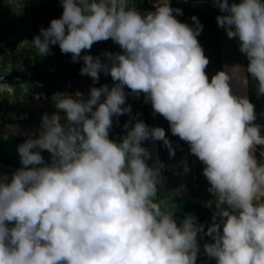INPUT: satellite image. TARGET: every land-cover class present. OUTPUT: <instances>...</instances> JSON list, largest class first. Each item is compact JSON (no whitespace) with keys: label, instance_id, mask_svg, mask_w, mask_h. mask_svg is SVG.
I'll list each match as a JSON object with an SVG mask.
<instances>
[{"label":"clouds","instance_id":"clouds-1","mask_svg":"<svg viewBox=\"0 0 264 264\" xmlns=\"http://www.w3.org/2000/svg\"><path fill=\"white\" fill-rule=\"evenodd\" d=\"M61 4L62 16L31 41L39 56L58 45L73 62L83 60L81 75L95 83L104 72L114 83L92 87L87 100L80 92L53 94L57 112L44 114L38 133L17 147L22 167L10 178L0 173V264H196L205 225L192 214L177 222L173 198L183 185L160 195L165 165L157 158L149 166L152 153L142 146L163 141L174 156L165 130L129 119L120 142L109 138L112 118L132 112L125 86L136 97L144 93L205 166L215 197L204 233L213 242L203 245L205 254L216 264H264V162L255 155L264 137L253 123L255 106L233 94L231 81L243 69L219 71L209 81V59L197 39L203 25L196 16L194 27L178 21L173 13L182 9L170 0H155L146 12L136 0ZM213 4L227 13L217 24L229 39L238 38L246 72L264 95V0ZM109 39L122 53L104 52L105 61L81 56Z\"/></svg>","mask_w":264,"mask_h":264},{"label":"rangeland","instance_id":"rangeland-1","mask_svg":"<svg viewBox=\"0 0 264 264\" xmlns=\"http://www.w3.org/2000/svg\"><path fill=\"white\" fill-rule=\"evenodd\" d=\"M237 1L239 2V0ZM154 3L155 0H136V7L144 12L153 11ZM21 4H23L22 7ZM170 6L174 9H182V15L173 13L181 23L194 27L191 17L196 16L203 25L197 39L204 55L209 59V64L205 69L209 81L217 72H227L239 65L244 71H240L239 80L231 81L233 94L246 95L255 106L256 120L264 119V95L257 94L258 81L246 72L245 54L239 50L240 42L238 38L229 39L225 30L217 24L216 17L227 13L220 12L213 3L200 2L191 7L187 0H170ZM213 22H215L214 27H212ZM49 23V20L36 22L30 20L27 0H0V76L15 75L12 82L0 80V173L7 174L9 178L16 169L22 167L17 152L18 145L22 144L29 136L38 133L44 114L52 115L57 112L51 99L53 94L74 95L76 92H80L82 99L87 100L92 87L99 88L101 85H107L111 88L110 85L114 83L111 75L104 72L99 73V81L95 83L89 76L81 75L82 59L73 62L72 59L57 60L53 58V45H50L48 55L40 57L31 41L34 36L40 34V29L47 28ZM104 52L122 53V49L109 39L94 43L91 50L83 51L81 56L85 54L93 57L100 56L101 60L105 61ZM69 56L71 57V54ZM35 65H38L40 70L53 73L50 77L45 78V84L49 87V95L40 94V84L36 81H27L23 78L24 75L35 74ZM74 67L81 76L78 79L63 74L54 75L55 71L63 73V71ZM124 89L128 88L125 86ZM125 95L126 105H131V115L125 114L112 118L113 126L109 131V138L120 142L121 138L126 135L123 125L129 119H132L133 123L136 120L145 122L142 106L146 104L149 126L161 127L165 132H169V134L166 133V137L175 150V155L170 156L168 148L165 147V172H162L164 188L160 195H170L183 185V190L173 198L177 205L175 219L179 223L185 215L192 214L196 217L197 223L205 225L204 232L198 233L197 237L200 250L196 264H216V260L209 258L203 249L205 243L213 242L211 237L204 233L211 225L212 215L215 211V197L208 191L210 184L203 175L205 166L198 157L191 154L187 142L172 135L169 124L165 127L164 124L157 121V115L154 114L150 102L136 104V100L133 101L127 94ZM137 113L140 115L137 116ZM60 115L61 118H66L64 113L61 112ZM5 134L8 135L7 140L2 138ZM260 135L264 137V133H260ZM146 146L153 156V159L148 160L149 166H152L158 158L159 146L156 141L151 140L146 141ZM263 148L264 146L258 145L255 149L256 158L262 162L264 160L257 149ZM41 155L45 162H50V154L46 150L41 151ZM183 162H186L190 169L187 173L183 171Z\"/></svg>","mask_w":264,"mask_h":264},{"label":"trees","instance_id":"trees-1","mask_svg":"<svg viewBox=\"0 0 264 264\" xmlns=\"http://www.w3.org/2000/svg\"><path fill=\"white\" fill-rule=\"evenodd\" d=\"M27 2H28L29 17H30V20L33 22L43 21V20L51 21L52 19H58L62 16L63 7L61 4V0H27ZM187 2L190 4L191 7H193L194 4L200 3V2L213 3V0H187ZM233 2H238V1L237 0H229V4H231ZM205 24H207V23H205ZM214 26H215V22L212 23V27H214ZM53 47H54L53 58L59 60L61 58L70 57L69 56L70 53L69 54H63L58 45H53ZM244 62H245L246 68H247L248 60H247L246 56H245ZM34 68L36 69L34 75H32V76L24 75L23 78L27 81H31V80L36 81L38 84H40V90H41L40 94L45 93V95H49V93H48L49 87H48V85L45 84V78L50 77V75L53 73H49L48 71L40 70L38 65H35ZM62 74L65 76H68L70 78H74V79H78L81 77L80 74L75 70V67L69 69L68 71H63V73H60L57 71H55V73H54V75H59V76ZM83 76H86V75H83ZM11 77H12V81H13L15 75H11ZM126 94L128 96L133 95L136 97L135 94L131 93L130 89H126ZM138 98L143 99L144 102L146 103V97H145L144 93H140ZM145 106H146V104H144V106H142V108L144 109L143 115H144L145 123L149 126V116H148V111H147ZM156 115H157V121L164 124L165 127L169 124V122L163 116H161L159 114H156ZM260 120H264V119H260ZM64 122H66V118L65 119L61 118V123H64ZM166 133L169 134V132H167V131L165 132V134ZM109 137H110V133H109ZM156 142L158 143V146H159L158 159L160 162H162L165 165V160H166L165 151H164V150H166L165 146L163 144V141H156ZM142 146L147 148L146 141H144L142 143ZM147 163H148V161H147ZM162 172H165V168L162 169ZM12 226H13L12 224H9V227H12Z\"/></svg>","mask_w":264,"mask_h":264},{"label":"water","instance_id":"water-1","mask_svg":"<svg viewBox=\"0 0 264 264\" xmlns=\"http://www.w3.org/2000/svg\"><path fill=\"white\" fill-rule=\"evenodd\" d=\"M0 80L12 82V77L11 75H1ZM112 86L113 84L110 85V87ZM124 91L126 94V89ZM253 123L260 127V133H264V120H255Z\"/></svg>","mask_w":264,"mask_h":264},{"label":"built area","instance_id":"built-area-1","mask_svg":"<svg viewBox=\"0 0 264 264\" xmlns=\"http://www.w3.org/2000/svg\"><path fill=\"white\" fill-rule=\"evenodd\" d=\"M68 59H70V58H68ZM129 98H132L133 101L136 100V104H143V102H144L143 99L135 97V96L133 97V95L129 96ZM188 146H189V144H188ZM257 150L260 152V155H261V152L264 151V148L263 149H257ZM262 159L264 160V158H262Z\"/></svg>","mask_w":264,"mask_h":264}]
</instances>
